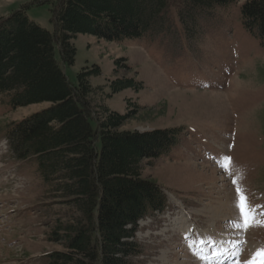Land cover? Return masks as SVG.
I'll use <instances>...</instances> for the list:
<instances>
[{"label": "rangeland", "instance_id": "1", "mask_svg": "<svg viewBox=\"0 0 264 264\" xmlns=\"http://www.w3.org/2000/svg\"><path fill=\"white\" fill-rule=\"evenodd\" d=\"M245 1L217 6L193 24L177 20L157 36L108 41L79 33L72 40L75 60L64 67L71 84L85 67L101 70L90 76L93 107L135 112L122 129L180 128L168 154L144 161L143 176L168 202L139 221L136 264H243L258 252L254 264H264V45L242 22ZM57 2L0 0V19L24 9L54 32ZM122 77L143 87L108 95ZM47 106L12 107L0 95V264H44L46 253L62 248L47 237L53 223L35 166L15 159L7 143L10 122ZM242 197L260 223L243 226Z\"/></svg>", "mask_w": 264, "mask_h": 264}, {"label": "trees", "instance_id": "2", "mask_svg": "<svg viewBox=\"0 0 264 264\" xmlns=\"http://www.w3.org/2000/svg\"><path fill=\"white\" fill-rule=\"evenodd\" d=\"M234 1L58 0L54 32L31 21L24 9L0 19V95L12 107L49 103L7 125L14 158L34 165L42 183L41 207L53 223L48 240L62 246L44 255L45 264H136L142 254L139 221L164 211L168 202L164 189L143 176L144 161L168 154L180 135V128L122 129L135 112L93 107L90 76L101 70L85 67L78 85L71 84L64 67L75 60L73 38L157 36L177 20L193 24ZM241 18L264 45V0H246ZM123 61L116 62L128 69ZM141 87L136 78H116L108 95Z\"/></svg>", "mask_w": 264, "mask_h": 264}, {"label": "snow or ice", "instance_id": "3", "mask_svg": "<svg viewBox=\"0 0 264 264\" xmlns=\"http://www.w3.org/2000/svg\"><path fill=\"white\" fill-rule=\"evenodd\" d=\"M226 159H230V158H226ZM240 191H241L240 189H237L238 193ZM238 207L240 208V212H241V215L243 217V221H244L243 226L244 227L251 226V224H253V223H260L259 221L253 220L251 210L248 207L247 202H246V198L242 197L241 200L238 201ZM259 255H261V253H259V252L256 253L251 260L244 261L243 264H254L256 256H259ZM237 264H241V262L237 261Z\"/></svg>", "mask_w": 264, "mask_h": 264}]
</instances>
